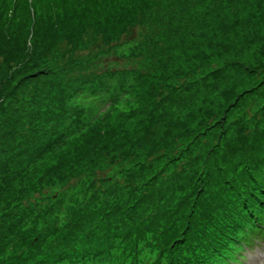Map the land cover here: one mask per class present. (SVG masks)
<instances>
[{
	"label": "trees",
	"instance_id": "1",
	"mask_svg": "<svg viewBox=\"0 0 264 264\" xmlns=\"http://www.w3.org/2000/svg\"><path fill=\"white\" fill-rule=\"evenodd\" d=\"M1 2L9 3L8 6L7 3L0 5V57L5 65L0 69V77L6 84L0 87V111L5 112L7 107V117L0 122V136L5 137L0 140V199L12 212L0 216L3 219L0 224V264H7L3 256L8 248L16 252L7 257L12 259L11 264H147L148 261L150 264H179L186 254L196 257L202 251L210 253L211 258L216 255L214 258L226 259L229 247L245 228L252 225L254 219L261 221L257 212L264 209V132L238 137L228 142L219 155L206 157L202 163L195 164L201 169L188 173L184 183L192 200L176 205L170 215L161 214L162 220H156L157 233L154 232L153 219H141L134 214L114 216V212L119 208L123 210V207L105 208L101 189L116 176V171L111 172V168L121 169L111 166L122 163L129 156L124 151L109 155L110 147H115L111 144L115 139L108 140V133L118 130V126L112 128L110 125L113 121L111 113L119 105L126 104L116 97L125 92L128 85L133 86L129 81L131 78L134 85L138 78L146 83L150 81L145 71H139L138 66L142 67L143 62L136 57L150 54L156 58L178 47L164 43H170L179 36L191 40L208 27L200 33V38L215 31L229 34L231 30L227 27L234 23H229L227 18L239 4L250 1ZM257 2L264 5V0ZM183 20L188 21V25L178 26ZM237 21L240 20L236 16L235 23ZM193 23L198 26L197 30L186 32ZM139 26L146 30L135 43H131L127 35L133 30L137 32ZM160 28H164L165 33H158ZM174 33L178 36H173ZM130 44H134L135 56L131 55L132 58H126L123 63L113 60L121 47ZM228 48L229 43L220 49ZM101 54V58L96 56ZM57 65L67 69L69 74L74 73V80L79 82L71 84L65 94L60 89L59 99L56 98L58 93L53 98L56 108L51 111L52 115L43 118L44 122H50L46 130L35 121L42 119L40 106L51 102L42 100L33 115L24 116V104L19 93L23 87L28 88L34 78H47L51 72L56 73ZM150 76L155 77V74L152 72ZM39 83L33 86V94L46 86V80ZM158 83L153 82L150 86L153 91ZM134 87L126 91L124 100L130 98L128 95L135 90ZM80 97L83 100L79 106H73L71 99ZM99 143L102 144L101 151L96 153ZM124 144L133 148L130 139ZM230 159L236 162L228 166ZM40 160L45 162L43 167H37ZM108 160L112 164L107 165ZM33 174L38 175L35 182L31 180ZM87 179L90 181V193H85L84 199L79 198L75 203L76 212H71V217L65 219L55 213V220L60 224L62 221V226L51 224L43 227L46 222L44 212L26 209L19 202H14L33 193L41 197L43 189L51 191L59 183L74 180L80 187L88 182ZM213 185L222 186L213 194L209 193ZM224 192L227 198H230L227 194L234 193L232 201L224 203ZM199 193L202 194L201 199ZM139 200L145 202L146 197ZM229 203L233 205L229 206ZM200 204L203 225L216 223L217 208L225 207L224 213H229L222 222L223 228L209 232L214 244L204 236H194L189 242L185 241V234L190 229L191 209ZM237 211L245 219L237 222L234 219ZM175 214L182 221L179 229L174 228ZM30 219L34 222L33 227L23 229L24 222ZM141 242H145L144 249L146 246L161 249L162 255H141L131 260L128 255H138ZM23 247H27L25 252ZM203 260L199 259L197 263L201 264Z\"/></svg>",
	"mask_w": 264,
	"mask_h": 264
},
{
	"label": "rangeland",
	"instance_id": "2",
	"mask_svg": "<svg viewBox=\"0 0 264 264\" xmlns=\"http://www.w3.org/2000/svg\"><path fill=\"white\" fill-rule=\"evenodd\" d=\"M249 1L239 4L227 18L229 23H234L227 27L231 30L229 34L215 31L200 38V33L208 27L195 34L191 40L179 36L170 43H164L178 47L167 53L163 52L156 58L150 56L149 52H144L149 55L147 57H136L144 63H141L142 67L138 66L139 71H145L144 74L150 81L146 83L138 78L134 85V79L130 77L129 81L133 86L128 85L125 92L116 97L126 104L119 105L118 109L111 113L113 121L110 125L112 128L118 126V130L113 129L107 134L108 140L115 139L111 142L115 147H110L109 155L118 151L129 154L122 163L111 166L121 169L111 168V172L116 171V176L101 189V199L106 201L105 208H119V205L123 207V210L119 208L118 212H114V216L127 217L134 214L141 219H153L156 232V220H162L161 214L170 215L176 205L192 200V196L188 195L189 188L184 183L188 173L201 169L195 164L202 163L206 157L219 155L228 142L238 137H251L256 132H264V5H258L259 0ZM6 3L8 6L9 2L0 0V5ZM236 16L240 21L235 23ZM182 24L188 25V21L183 20L177 25L182 27ZM197 27L193 23L187 27L186 32L196 31ZM141 28L139 26L137 32L133 30L127 35L131 43H135L143 30H146ZM158 33H165L164 28L158 29ZM173 36H178V33ZM228 43V49H220ZM133 45L119 46L121 48L117 58L113 60L123 63L126 58H132L131 55L135 56ZM96 56L101 58L102 54ZM4 66L0 57V69ZM56 69L57 72H51L47 78H34L29 87H23L19 93L24 104V116L33 115L42 100L51 102L40 106L42 119L35 121L46 130L50 122H44L43 118L52 115L51 111L56 108L57 104H53V98L58 93L56 98L59 99L60 89H63L65 94L71 84L79 82L74 80V73L69 74L67 69H61L58 65ZM152 72L155 77L150 76ZM43 80H46V86L37 94H33V86ZM4 81L5 79L0 77V87L6 85ZM156 81L159 83L153 91L150 86ZM133 87L135 90L128 95L130 98L124 100L126 91ZM80 98L71 99L73 106H79L83 100ZM55 113H59L58 110H55ZM6 117L7 107L5 112L0 111V122ZM3 138L5 137L0 136V140ZM129 139L133 148L128 144L122 145ZM101 146V143L97 145L96 153L101 151ZM233 161L230 159L228 166L236 162ZM44 163L40 160L37 167H43ZM106 164L110 165L112 161L108 160ZM37 178L38 175L33 174L31 180L35 182ZM87 180L88 182L80 187L74 180L59 183L51 191L43 189L41 197L33 193L22 199L23 201L14 202H19V205L26 209L44 212L46 222L43 227L51 224L62 226V221L60 224L55 220V213L65 219L71 217V212H76L75 203L79 198L84 199L85 193H90V181ZM216 186L213 185L209 193H216L222 185ZM152 191L149 196L143 195ZM222 194L225 197V192ZM230 194H227L230 198L225 197L224 203L232 201L234 193ZM141 197H146V201L139 200ZM199 198H202L201 193ZM209 201L211 202V199ZM199 202L202 204V200ZM201 204L191 209L192 218L189 233L187 231L185 234L186 243L194 236H204L208 241L211 240L213 236L209 232L220 227L228 214V211L224 213L225 207L217 208L216 223L203 225ZM232 205L233 203H229V206ZM49 211H52L51 214ZM7 212L12 210L7 209L4 201L0 199V216ZM173 217L174 228L179 229L182 221L176 214ZM2 223L3 219L0 217V224ZM33 224L32 219L27 220L23 229H30ZM200 241L203 242L202 239ZM144 246L145 242H141L138 255L129 254V258L134 260L141 255H162L161 249L147 246L144 249ZM26 250L27 247H23V252ZM173 250L175 248H172ZM12 251L8 248L3 256V259H7V264L12 261L7 257L16 253ZM198 255L203 259L206 256L211 258L208 252H200ZM189 257V254L184 256ZM262 259L264 260V255L256 256L252 264H264ZM147 264H150V261Z\"/></svg>",
	"mask_w": 264,
	"mask_h": 264
}]
</instances>
